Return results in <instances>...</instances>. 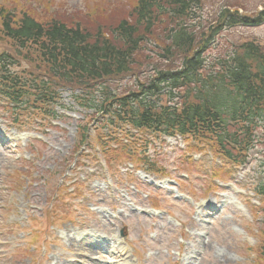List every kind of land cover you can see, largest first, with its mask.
Returning <instances> with one entry per match:
<instances>
[{
    "label": "trees",
    "instance_id": "trees-1",
    "mask_svg": "<svg viewBox=\"0 0 264 264\" xmlns=\"http://www.w3.org/2000/svg\"><path fill=\"white\" fill-rule=\"evenodd\" d=\"M1 1L0 34L8 42L3 51L13 49L20 66L16 72L0 70V83L10 84L11 99L21 109L53 117L49 106L56 88L78 87L81 104L111 115L108 124L129 120L143 129L176 128L205 142L216 134L219 146L233 144L240 153L253 146L256 120H264V45L233 37L226 54L211 60L209 51L236 27L264 22V0L252 10L248 0H226L204 24L202 11L212 0H122L128 7L123 15L111 11L107 0L73 18L57 9L44 11L45 22L29 13L17 18V10ZM3 53L0 67L8 63ZM127 74L139 83L125 95L113 83ZM174 95L171 106L132 108L138 117L128 107L131 100L140 105L150 97L168 101ZM258 190L264 197V186ZM260 237L264 241V234Z\"/></svg>",
    "mask_w": 264,
    "mask_h": 264
},
{
    "label": "rangeland",
    "instance_id": "rangeland-1",
    "mask_svg": "<svg viewBox=\"0 0 264 264\" xmlns=\"http://www.w3.org/2000/svg\"><path fill=\"white\" fill-rule=\"evenodd\" d=\"M106 1L2 0L1 3L10 9L17 10V18L21 13H29L36 20L45 22V12L49 10L57 9L64 13L65 17L73 18L74 16L71 14L83 16L87 8L92 9L95 3L106 4ZM212 1V3H206L202 11L201 21L203 24L208 21V18L211 20L216 15L219 7L226 0ZM248 1L247 6L250 10L255 8L253 3L257 5L258 9L260 8L259 0ZM110 7L111 11L118 9L120 15H123V12L128 9L122 0H112ZM233 37L240 40L249 38L264 45V24L251 28L238 26L234 31L221 36V39L216 42L218 45L216 49L215 44L213 49L209 51L211 60L218 55L222 56L227 53L225 52L227 50L226 43H231ZM152 43V40L146 42L150 50L147 53L150 55H152V48L149 45ZM0 50H8V42L2 34H0ZM31 70L36 72L34 69ZM59 92L66 109H61L58 106L57 112L59 115L65 116L66 120L52 119L44 122L45 125L40 127L44 142L42 144L30 141L32 136L37 133L35 130L38 128V124L40 125V120L31 116L20 120V127H22L20 129L27 132L25 131L22 136L25 139L18 142L15 148L13 136L15 133L18 134L20 130L14 127H12L13 129L10 128L8 123L3 121L2 115L9 116L3 108L6 103L0 100V114H2L0 115V129L6 130L10 134L9 139L11 140L8 149H5L4 152L3 148L0 147V264H77L78 261H82V264H114V257L107 258L104 255L106 252L97 248V241L93 236H90V230L104 233L112 242V236L121 228L127 232L129 236L127 240L131 242L130 239H132L131 244L135 248V254L142 263L173 264L178 259L187 262L191 247L202 253L193 261V264H254L252 262L254 255L252 257L251 252L260 256L262 261L261 249L264 241L261 240L260 234H264L263 220L261 215L254 214L252 204L242 203L243 211L247 212L249 216V220H246L235 207L224 204L230 200L231 192L225 189H213L217 191H209L204 195L206 187L211 183L210 178L213 169L212 164L209 165V162H206L209 158L207 152L201 157L204 161L201 160L200 162L206 163V165L196 166L194 164L197 163L189 154L194 155L197 152L184 154L181 151L166 150L162 146L159 149L157 146L154 149L153 145L149 147V156L153 157L159 153L154 166V168L160 167L158 172L162 174L158 176L168 173L164 176L183 181L180 188L184 193L193 194L195 201L199 198L214 199L222 207V211L216 217H207L195 212L193 207L189 208L184 204L175 202L174 198L164 191L161 193L150 191L154 193L152 198L156 200L157 206L167 209L169 214L175 216L182 223V228L179 229L166 224L163 227L166 230L165 233L160 229L155 231L150 228V224L153 226L154 220L152 218H145L132 213L128 205L133 203L146 207L147 204L143 201L144 192L136 198V201L132 202L126 197L124 187L117 184L114 194H108L103 186L104 179L98 175L100 173L97 170L99 163H95L98 159L102 162L99 156L98 158H91V156L86 157L77 154L75 158L67 160L76 140L75 120L88 111L71 101V95L79 94L78 92L62 89ZM139 137L142 135L137 134L135 138ZM148 140L156 145L159 143V140L155 139L153 135H148ZM27 145H30L32 150ZM258 151L256 158L255 153L251 155L252 162L250 165L248 164L245 170L235 174L236 181L239 180L237 181L238 185L246 192L251 191L248 184H257L262 176L263 167L260 165L264 160V148H260ZM17 153L21 159L29 161L30 168L28 170H23L25 165L16 160ZM183 156L191 160L185 161L181 158ZM112 157L111 154L107 158ZM112 162L113 160H108V163L115 169L116 165ZM93 170L95 171L94 174L97 175L90 174ZM17 172L22 173L20 176L22 181V177L26 176L29 181L34 182L27 184L23 181L20 183ZM24 172L30 174L27 176ZM183 174L187 179H182ZM232 175L233 173L223 181L234 180L231 178ZM72 178L85 181L84 185L86 186H83V193L79 199L72 195L73 199L64 198L66 201L64 204L70 207L78 205V208L73 210L71 217H62L61 220L53 222L55 218L50 210L54 197L53 191L59 187L61 192L65 189L68 193L66 185ZM87 180L90 181L86 184ZM44 183H47L46 186ZM60 184H63L64 188L59 186ZM125 188L128 189L127 186ZM254 200H257V197H254ZM64 204L60 201L56 205L63 208ZM94 205H106L117 214V210H122V212L118 215V220H114L110 216H99L97 212L91 213L90 208ZM84 206L87 207V210ZM184 227L188 229V234L183 231ZM148 232H155L154 240L148 239ZM179 239L189 243V246H181L178 243ZM110 245L107 242V247ZM248 250L249 252L245 253ZM145 252L152 255L147 257ZM246 254L250 255L249 260L248 257L246 258ZM188 261L192 262L189 259ZM258 261L259 258H256L255 264H259Z\"/></svg>",
    "mask_w": 264,
    "mask_h": 264
}]
</instances>
